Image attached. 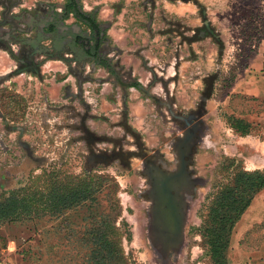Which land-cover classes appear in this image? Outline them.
I'll return each mask as SVG.
<instances>
[{"label":"rangeland","instance_id":"obj_1","mask_svg":"<svg viewBox=\"0 0 264 264\" xmlns=\"http://www.w3.org/2000/svg\"><path fill=\"white\" fill-rule=\"evenodd\" d=\"M141 3L131 9L123 48L136 56L138 67L134 74L121 72L139 81L143 93L123 91L107 74L87 71L78 74L85 84L77 89L58 85L65 78L41 85L29 79L1 82L0 198L83 172L104 175L114 184V225L126 264H214L200 235L207 207L237 172H254L243 170L251 148L246 138L264 142V121L254 119L264 114V100L235 89L247 54L264 42V0ZM117 51L110 56L118 61ZM189 115L196 129L188 145L186 180L177 190L181 232L171 242L152 226L146 165L177 166V145L187 130L177 117ZM235 120L242 121L239 131ZM84 215L81 210L66 214L74 229L70 240L63 230L47 235L57 256L68 250L83 254L77 241ZM58 222L49 220L43 228ZM30 236L32 248L22 258L16 246L25 247ZM36 240L18 224L0 225V259L57 264ZM224 264H230L228 257Z\"/></svg>","mask_w":264,"mask_h":264},{"label":"trees","instance_id":"obj_2","mask_svg":"<svg viewBox=\"0 0 264 264\" xmlns=\"http://www.w3.org/2000/svg\"><path fill=\"white\" fill-rule=\"evenodd\" d=\"M69 18L73 22L66 25L65 21ZM5 21H8L9 30L0 33V49L16 63L15 74L38 76L41 61L34 59L40 56L42 61L65 63L68 73L77 81L83 67L92 65L101 67L122 90L133 88L143 93V87L130 75L123 74L117 60L110 56L118 54V51L106 36L107 24L97 21L93 12L83 11L80 0H63L59 13L52 5L39 4L33 10L21 11ZM5 34L8 35L6 41L3 39ZM8 43L22 48L18 57L11 53ZM235 123V130L243 128L241 120H235ZM113 187L112 180L107 176L83 172L79 178L45 182L37 189L19 188L0 198V225L22 226L37 237L36 244L48 259L57 257V264H126L120 234L114 225L117 213L111 194ZM262 189L264 174L241 171L234 175L231 185L222 188L212 198L200 235L214 264L225 263L231 229L251 198ZM102 201L103 204L100 203ZM76 210L85 214L81 219L85 222L83 232L77 241L84 252H74L72 256L68 250L59 252L57 256L47 242V235L50 231L60 233L63 230L65 240H70L74 229H71L66 214ZM52 219L59 220L56 227L43 228ZM25 242V247L16 246V252L22 258L30 253L31 236ZM37 261L40 263L39 259Z\"/></svg>","mask_w":264,"mask_h":264},{"label":"crops","instance_id":"obj_3","mask_svg":"<svg viewBox=\"0 0 264 264\" xmlns=\"http://www.w3.org/2000/svg\"><path fill=\"white\" fill-rule=\"evenodd\" d=\"M39 4L52 5L55 12L59 13L63 0H0V33H7L9 30L8 21H5V19L8 20L21 11H31ZM141 4V0H80L83 11L93 12L97 21L107 24L106 36L113 44L111 46L120 51L117 62L121 71L122 69L129 70L133 74L138 67L136 56L127 54L123 51V48L125 41L127 42L125 37L132 18L131 9H140ZM72 22L73 20L69 18L65 21V24L69 25ZM7 38L8 35L5 34L3 39L6 41ZM8 47L16 57L22 52V48L17 44L8 43ZM252 48L253 51L247 54L245 65L239 71L236 80V87L238 88L235 89H242L243 94L264 100L263 40ZM130 58H133V62ZM42 60L40 56L34 59L36 62L41 61L38 76L24 73L15 74L16 63L6 51L0 49V84L7 80L20 82L23 79H29L41 85L42 82H55L56 79L65 78V82L61 81L58 85H64L65 89L71 87L84 88L85 83L69 80L73 76L68 73L65 63L56 60ZM85 71L91 74H94V72L106 74L101 67L93 66L91 68V65H85L83 72L85 73ZM255 74H258L256 78L253 77ZM137 82L139 83V81ZM115 87L118 86L115 85ZM251 89H253V92H250ZM254 119L259 122L264 121V114H259ZM245 121L250 122L248 118H245ZM246 139H249L248 143L251 148L246 149L248 154L246 153L247 155L243 157V170L264 171V142L250 137ZM227 257L230 264H264V189L251 198L246 209L233 225L228 242Z\"/></svg>","mask_w":264,"mask_h":264},{"label":"water","instance_id":"obj_4","mask_svg":"<svg viewBox=\"0 0 264 264\" xmlns=\"http://www.w3.org/2000/svg\"><path fill=\"white\" fill-rule=\"evenodd\" d=\"M76 31V28H72ZM91 68L93 66L91 65ZM196 126L187 129L182 139L178 142V166L177 170L171 174H160V178L156 179L151 183L150 193L154 200L157 202L155 207L156 214L158 216L161 225L168 226L171 230L160 231L162 236H165L167 240L174 242L180 235L182 218L180 214L179 207L172 206L165 203V198L168 196L171 186V190L179 189L185 182L187 172H186V161H184V156L189 153V142L193 138V132ZM182 148L183 150H181ZM148 170V168L146 167Z\"/></svg>","mask_w":264,"mask_h":264},{"label":"flooded vegetation","instance_id":"obj_5","mask_svg":"<svg viewBox=\"0 0 264 264\" xmlns=\"http://www.w3.org/2000/svg\"><path fill=\"white\" fill-rule=\"evenodd\" d=\"M177 118L180 121H182L185 128L189 129V130H190L191 123L195 121L194 116H191V115H189L188 117H185V118H183V117H177ZM180 149L183 150L182 148H180ZM177 154H178V150H177ZM186 158H187V155L184 156V161H187ZM177 166H178V164H177ZM177 166L174 167L173 169L163 170L158 165H156L152 162H149L146 165V167L148 168V170L146 169V174H147L148 179H149V189L151 190V183L153 181H155L156 179L160 178V174H171L177 170ZM186 171H187V164H186ZM168 188H170V191H169L168 196H166V198L164 200L165 203L170 204L174 207L177 206V207H179V210H180V205H179V201H178V197H177V190L178 189L175 188V189L171 190V186H169ZM149 194L151 196V219L153 222L152 226L154 227V229L156 231H159V232L164 231V230H171L170 227L160 224L158 216H157L156 211H155V207L157 206V202H156V200L153 199L151 193H149Z\"/></svg>","mask_w":264,"mask_h":264},{"label":"built area","instance_id":"obj_6","mask_svg":"<svg viewBox=\"0 0 264 264\" xmlns=\"http://www.w3.org/2000/svg\"><path fill=\"white\" fill-rule=\"evenodd\" d=\"M0 264H9V263L4 261V260H2V259H0Z\"/></svg>","mask_w":264,"mask_h":264}]
</instances>
